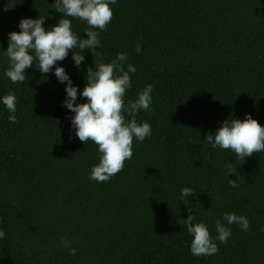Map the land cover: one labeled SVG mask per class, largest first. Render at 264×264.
Returning <instances> with one entry per match:
<instances>
[{"label": "trees", "instance_id": "obj_1", "mask_svg": "<svg viewBox=\"0 0 264 264\" xmlns=\"http://www.w3.org/2000/svg\"><path fill=\"white\" fill-rule=\"evenodd\" d=\"M54 3L0 0L2 50L23 19H48L49 31L66 19ZM112 10L85 71L71 53L60 66L82 91L87 67L127 54L137 72L126 101L155 88L153 110L135 117L151 125L152 136L134 141L133 159L110 182L91 181L100 154L70 131L66 85L34 68L13 85L0 53V98L17 96L19 119L9 123L0 103V229L7 233L0 264H264V153L241 161L205 142L223 122L247 114L264 127V0H119ZM72 24L82 39L99 31ZM229 166L239 175L228 176ZM184 188L196 195L181 200ZM226 214L246 216L251 228L230 225L224 245L216 225L227 224ZM189 215L209 228L217 255L192 254Z\"/></svg>", "mask_w": 264, "mask_h": 264}, {"label": "clouds", "instance_id": "obj_2", "mask_svg": "<svg viewBox=\"0 0 264 264\" xmlns=\"http://www.w3.org/2000/svg\"><path fill=\"white\" fill-rule=\"evenodd\" d=\"M119 0H55V12L67 17L59 21L58 26L51 31L45 28L48 19H23L18 24L19 32L8 36L7 51L0 45V53L8 61L5 77L13 85L23 84L27 79V71L35 69L44 76L54 75L57 82L65 87V100L62 107L71 116L70 131L85 145L91 141L98 147L99 164L92 169L89 176L97 183L110 182L125 168L126 161L134 157V141L143 143L152 136V127L145 122L139 124L135 117L142 111H152L153 85H148L135 102L126 101L127 93L132 89V76L137 72L134 64H128L129 56L119 54L110 64H99L95 70L87 67V82L81 91L74 84L67 69L61 62L69 59L78 71H85L86 54L93 53L102 47L100 34L108 31V25L114 18L112 6L118 5ZM70 18V19H68ZM85 22L90 29L86 39L74 34L72 20ZM143 49L137 46L136 52ZM127 64V71L125 65ZM84 100V103H78ZM6 110L10 113L9 123L18 124V98L14 93L0 98ZM126 117H133L128 120ZM205 142L223 151L233 152L241 161L253 157L256 153H264V127L247 114L243 121L229 119L222 123L215 133L209 134ZM239 175L238 169L228 168V176ZM233 187L238 185L232 182ZM196 195L191 188L181 191V200H189ZM196 217L189 215L185 222L189 235L193 237L191 252L194 256H214L220 251L217 243L203 224H195ZM227 224L217 221L216 240L227 245L232 237L230 225H240L245 232L250 231L251 222L246 216L226 214ZM7 238V233L0 229V240ZM66 248L68 241L62 242ZM71 255H76L72 249Z\"/></svg>", "mask_w": 264, "mask_h": 264}]
</instances>
